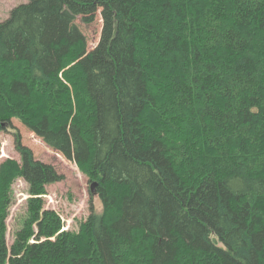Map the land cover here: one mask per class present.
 I'll use <instances>...</instances> for the list:
<instances>
[{
	"label": "trees",
	"instance_id": "16d2710c",
	"mask_svg": "<svg viewBox=\"0 0 264 264\" xmlns=\"http://www.w3.org/2000/svg\"><path fill=\"white\" fill-rule=\"evenodd\" d=\"M97 7L108 69L76 23ZM14 117L97 182L102 210L44 243L62 221L41 195L62 175L18 135L0 264H264V0L19 3L0 21V131ZM16 176L30 196L8 244Z\"/></svg>",
	"mask_w": 264,
	"mask_h": 264
},
{
	"label": "rangeland",
	"instance_id": "374dc122",
	"mask_svg": "<svg viewBox=\"0 0 264 264\" xmlns=\"http://www.w3.org/2000/svg\"><path fill=\"white\" fill-rule=\"evenodd\" d=\"M26 1L28 0H0V21L7 18L14 6ZM76 23L87 39V55L92 57L99 67L108 69L109 62L104 55V44L114 24L107 11L102 7L79 10ZM10 126L8 130L0 131V164L5 159H15L20 162L21 156L15 146V140L20 135L21 142L32 150L36 159L53 165L62 175L61 180L47 184L46 193L41 195L45 208L59 215L62 221L60 231L62 233L43 241L48 244L59 240L67 242L69 232L77 230L79 223L87 218L92 209L96 212L102 210L101 200L91 191V184L94 181H90L74 161L49 147L17 117L12 119ZM11 196L9 215L6 219L8 244L12 243L15 232L21 228L27 216V198L30 194L28 183L23 178L16 176L13 179Z\"/></svg>",
	"mask_w": 264,
	"mask_h": 264
},
{
	"label": "water",
	"instance_id": "95a60500",
	"mask_svg": "<svg viewBox=\"0 0 264 264\" xmlns=\"http://www.w3.org/2000/svg\"><path fill=\"white\" fill-rule=\"evenodd\" d=\"M96 185H97V182H96V181L92 182V184H91V191H92L93 193H94L95 190H96Z\"/></svg>",
	"mask_w": 264,
	"mask_h": 264
},
{
	"label": "bare ground",
	"instance_id": "6f19581e",
	"mask_svg": "<svg viewBox=\"0 0 264 264\" xmlns=\"http://www.w3.org/2000/svg\"><path fill=\"white\" fill-rule=\"evenodd\" d=\"M77 18V17H76Z\"/></svg>",
	"mask_w": 264,
	"mask_h": 264
}]
</instances>
